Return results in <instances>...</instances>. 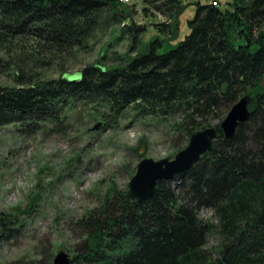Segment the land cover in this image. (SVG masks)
<instances>
[{"label": "trees", "instance_id": "16d2710c", "mask_svg": "<svg viewBox=\"0 0 264 264\" xmlns=\"http://www.w3.org/2000/svg\"><path fill=\"white\" fill-rule=\"evenodd\" d=\"M143 2L144 12L166 18L152 23L165 38H153L115 66L89 64L73 78L61 72L35 79L29 62L50 66L84 49L102 21H123L133 42L146 26L128 22L130 14L117 0H0V49L21 51L10 56L12 83H0V127L57 121L83 99L101 103L113 118L130 109L175 120L183 146L194 132L215 127L211 149L188 170L159 180L152 197L138 202L127 188H114L83 216V238L70 264H264V0L197 2L189 32L165 52L159 50L177 34L172 19L184 6L180 0ZM245 96L249 116L227 138L219 124ZM203 209L216 222L200 217ZM19 223L16 214L0 211V243ZM214 232L217 250L206 247Z\"/></svg>", "mask_w": 264, "mask_h": 264}, {"label": "rangeland", "instance_id": "374dc122", "mask_svg": "<svg viewBox=\"0 0 264 264\" xmlns=\"http://www.w3.org/2000/svg\"><path fill=\"white\" fill-rule=\"evenodd\" d=\"M180 1L184 8L172 19L177 34L164 40L160 52L174 48L189 32L187 21L194 16L196 3L212 0ZM216 1L225 6L228 0ZM143 7V0L124 5L130 14L128 22L133 19L134 24L146 26L135 42L123 21H102L84 49L50 66L29 62L35 73L32 78H57L61 72L73 74L89 64L115 66L123 62L122 56L135 54L153 38H165L152 23L166 18L144 12ZM230 39L234 46L241 43L234 34ZM15 51L0 49L1 84L12 83L10 56L21 52ZM68 107L54 122L30 128L16 123L0 127V211L16 214L20 221L12 236L0 243V264L41 258L51 263L59 250L71 255L83 238L78 221L98 208L114 188L126 189L141 159L173 158L185 143L172 126L175 120L139 116L130 109L113 118L92 99ZM200 217L216 222L207 209L201 210ZM219 241L214 232L206 247L217 250Z\"/></svg>", "mask_w": 264, "mask_h": 264}, {"label": "water", "instance_id": "95a60500", "mask_svg": "<svg viewBox=\"0 0 264 264\" xmlns=\"http://www.w3.org/2000/svg\"><path fill=\"white\" fill-rule=\"evenodd\" d=\"M65 76L73 78L74 74H67ZM249 102L250 98L245 96L233 104L226 113L219 124L225 137H232L237 124L248 118ZM217 133L216 128L213 126L194 132L189 137L187 144L173 158L158 160L151 158L141 159L137 163L135 173L128 182V194L138 202L152 197L159 180H170L174 175L188 170L198 161L201 155L209 151ZM70 262L71 255L59 250L53 256L50 264H70Z\"/></svg>", "mask_w": 264, "mask_h": 264}, {"label": "built area", "instance_id": "2783aa9c", "mask_svg": "<svg viewBox=\"0 0 264 264\" xmlns=\"http://www.w3.org/2000/svg\"><path fill=\"white\" fill-rule=\"evenodd\" d=\"M119 3H121L122 5H128L130 3L133 2V0H117ZM214 6H216L217 4H215V2H211Z\"/></svg>", "mask_w": 264, "mask_h": 264}]
</instances>
